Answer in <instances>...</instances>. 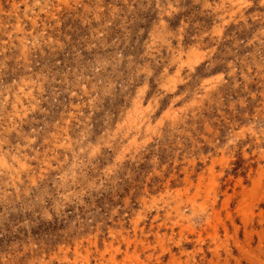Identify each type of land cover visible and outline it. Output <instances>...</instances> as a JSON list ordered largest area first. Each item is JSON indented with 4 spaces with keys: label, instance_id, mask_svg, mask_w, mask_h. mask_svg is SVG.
Returning <instances> with one entry per match:
<instances>
[{
    "label": "rangeland",
    "instance_id": "rangeland-1",
    "mask_svg": "<svg viewBox=\"0 0 264 264\" xmlns=\"http://www.w3.org/2000/svg\"><path fill=\"white\" fill-rule=\"evenodd\" d=\"M171 263L264 264V0H0V264Z\"/></svg>",
    "mask_w": 264,
    "mask_h": 264
},
{
    "label": "bare ground",
    "instance_id": "bare-ground-1",
    "mask_svg": "<svg viewBox=\"0 0 264 264\" xmlns=\"http://www.w3.org/2000/svg\"><path fill=\"white\" fill-rule=\"evenodd\" d=\"M198 58H200V57H198ZM117 261V260H116ZM172 264V263H171Z\"/></svg>",
    "mask_w": 264,
    "mask_h": 264
}]
</instances>
